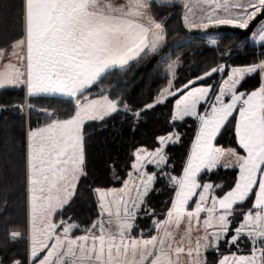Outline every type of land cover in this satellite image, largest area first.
<instances>
[{
	"label": "snow or ice",
	"instance_id": "snow-or-ice-1",
	"mask_svg": "<svg viewBox=\"0 0 264 264\" xmlns=\"http://www.w3.org/2000/svg\"><path fill=\"white\" fill-rule=\"evenodd\" d=\"M211 2L213 6L207 13V22H193L190 27L228 24L247 29L249 22L258 15L264 22V0ZM146 7L148 3L141 2L125 12L122 8L103 4L102 0H25L26 39L14 41L13 47L26 46L27 72L0 73V88L23 84L29 95L63 94L73 98L77 106L72 118L54 119L47 127L31 132L28 160L33 218L30 264H121L122 261L124 264H137L138 250L149 252V258H145L141 251L139 264H180L182 253L191 258L192 264H201V249L217 245L230 229L233 233L230 242L235 243L243 236L251 245L250 255L224 256L220 264H264V85L248 94L237 91L246 74L264 73V62L232 69V75L223 82V87L212 94L204 114L198 111V106L207 100L210 88L189 87L177 100L176 118L193 117L198 120L199 134L182 177H169L176 191L171 209L166 213L167 218L156 222L161 235L138 240L128 233L133 227L136 211L143 203V196L155 179L154 174L143 169L146 164H154L159 169L167 163L164 146L178 142V138L170 135L159 138L161 147L156 151H138L135 154L133 168L140 174L139 187L133 185L127 204L118 201L114 206L105 205L101 194L99 207L101 216L107 213L106 222L101 219L86 229L84 235L75 237L72 233L79 225L52 221L55 211L69 202L76 181L84 174L82 124L86 120L103 119L119 110V101L107 96L89 99L86 90L109 69L122 68L145 49L155 52L160 45V34L155 30H160L162 25L151 18L147 26L140 22L139 9ZM221 9L225 15H214ZM254 39L264 42V31ZM2 55L3 50H0ZM174 67V64L169 65V71L174 72ZM222 70L223 66L213 68L205 75ZM174 94L166 89L158 102ZM237 111L235 131L245 155L232 152L239 170L238 179L230 190L217 197L212 195L213 185H201L197 177L201 171L215 168L225 155L224 149L215 147L213 141ZM133 115L139 117L140 113ZM132 192L135 198H132ZM193 197L197 200L193 201ZM190 201L194 204L192 211L188 210ZM245 202L249 208L239 213L242 222L231 228L233 221L230 217L237 214L235 206ZM202 212L206 213L203 245L198 239L195 247L186 251L166 243L170 238L168 228L173 222L178 224L185 216L189 221L196 218L199 222ZM113 218L116 221L114 232L110 227ZM209 228L213 229L210 235L207 232ZM17 237L19 233H11V239ZM14 264L21 262L14 261Z\"/></svg>",
	"mask_w": 264,
	"mask_h": 264
},
{
	"label": "trees",
	"instance_id": "trees-1",
	"mask_svg": "<svg viewBox=\"0 0 264 264\" xmlns=\"http://www.w3.org/2000/svg\"><path fill=\"white\" fill-rule=\"evenodd\" d=\"M25 0H0V50H9L13 42L25 35ZM154 19L162 22L165 39L154 53L145 52L123 68H113L86 90L88 98L107 96L119 101V110L103 119L87 121L83 127L84 174L79 177L71 200L60 210L54 220L75 222L77 236L85 233L100 217L97 189L120 187L127 178L134 161V151L139 147L154 150L158 138L176 132L178 142L168 144L167 163L157 169L148 166L155 174L152 189L137 212L131 233L150 236L154 220H164L171 209L176 188L169 177L180 178L199 128L193 117L174 119L176 101L189 89L199 85H215L224 78L231 67H245L264 62V44L255 46L250 40L258 17L243 30L237 27L217 28V45L208 43L205 35L189 30L183 22V5L151 2ZM176 63L173 76V93L158 102L159 93L170 81L166 67ZM222 71L205 75L213 68ZM261 72L247 75L238 91L248 94L262 86ZM222 76V77H221ZM188 86V87H186ZM180 90V91H177ZM152 105V107H147ZM126 106V108H125ZM205 109L201 105L200 113ZM77 110L70 97L37 94L27 95L24 85L0 89V264H29L27 131L40 128L55 120L69 119ZM139 112V117L133 113ZM238 111L234 112L215 139V144L234 147L240 152L236 124ZM237 167L219 165L204 171L198 177L201 185L211 182L212 195L219 197L230 190L238 179ZM194 204L191 203L190 206ZM237 214L230 217L231 228L242 222L240 212L249 208L248 202L235 206ZM19 237L11 239V233ZM231 229L217 247L205 253V264H218L219 259L231 253L249 254L251 245L243 236L229 244Z\"/></svg>",
	"mask_w": 264,
	"mask_h": 264
},
{
	"label": "rangeland",
	"instance_id": "rangeland-1",
	"mask_svg": "<svg viewBox=\"0 0 264 264\" xmlns=\"http://www.w3.org/2000/svg\"><path fill=\"white\" fill-rule=\"evenodd\" d=\"M155 1L156 3L158 4H162V5H171L173 3H176V2H180L182 5H183V11H182V16H183V22H184V25L187 27V29L189 30H197V31H200L202 32L208 43L211 44V45H214L216 46L217 45V28L219 27H234L233 25H228V24H209V26L207 28H200V27H190L189 25L193 22L195 23H201V22H207L206 21V16H207V13L211 10V6L212 5V2L211 0H168V2H162V0H112V5L114 7H119V8H122L125 12H127L128 10L132 9V6L134 4H139L141 2H147L148 3V7L146 8H141L139 9V13H140V22H143L145 23V25L147 26L148 24V20L149 18H151V20H154L155 22L157 23H160L162 25V28L160 30H155V31H158L159 34H160V45L158 46L157 50L162 46L163 42H164V39H165V28L162 24V22L154 19L153 15H152V10H151V2ZM216 3L217 4H223L224 3V0H216ZM187 5V7H186ZM232 11H238V9H232ZM214 15H220V16H223L225 15V12L223 11V9H221L219 12L217 13H214ZM187 16V20L185 19V17ZM260 17L259 15L253 19L252 21L249 22V26L248 28L251 26V24H253L256 19ZM247 28V29H248ZM243 30H246V29H243ZM261 31H264V22H261V20L256 24V26H254V30L252 31V33L250 34V40L252 42V44L254 45L255 43H260L257 39H254V36H258V34L261 32ZM23 39H26V28H25V35H24V38ZM215 41V43H211V41ZM156 50V51H157ZM155 51V52H156ZM145 52H148V53H154V52H151L149 51L148 49H145L144 52H142L140 55H142L143 53ZM26 56H27V49H26V46H16L14 47L10 53H6L4 55V59H2L0 61V65L3 63V66L0 67V73H4V72H24L26 73L27 72V60H26ZM138 58V57H137ZM136 58V59H137ZM136 59H133V60H130L129 62L131 61H134ZM9 62V64L11 65L10 68H8L7 66V62ZM128 62V63H129ZM127 63V64H128ZM126 64V65H127ZM171 64H174L175 67H174V72H175V68H176V63H171ZM170 64V65H171ZM125 65V66H126ZM124 66V67H125ZM224 67V66H223ZM121 68V67H119ZM123 68V67H122ZM225 68V67H224ZM245 67H240V66H236V67H231L228 71V74L224 77V78H221V80L215 84V85H209V86H206V85H199V86H194V87H191L192 89H195L197 87H208L210 88V92L208 94V98L206 101L204 102H201L200 105L198 106V111L200 112V107L201 105L205 104V109H207L208 107V102L211 101V96L213 93H217L218 92V89L223 87V82L225 80H227L231 75H232V69H243ZM166 71L170 74L171 78H170V81L168 83V85L166 87H164L161 92L159 93V97H160V94L162 92H164V90L166 89H169L171 92H174L173 91V76H174V72L173 71H169V65L166 67ZM262 74V73H261ZM248 74L245 75V77L247 76ZM263 76L264 74L261 75V78H262V83H263ZM222 77V76H221ZM244 77V78H245ZM23 78V77H22ZM243 78V79H244ZM23 84H19V85H15V86H7V87H19ZM239 86V85H238ZM238 86H237V89H238ZM25 89H26V86L24 85ZM1 89V88H0ZM189 90V89H188ZM187 90V91H188ZM186 91V92H187ZM238 91V90H237ZM26 92H27V89H26ZM185 92V93H186ZM240 92V91H238ZM243 93V92H241ZM41 94H50V93H41ZM27 95H29L27 93ZM59 95H63V94H59ZM66 96V95H64ZM170 96V95H168ZM167 96V97H168ZM183 96V95H182ZM182 96L180 98H182ZM102 97L104 96H98V97H94V98H89V99H101ZM159 99V98H158ZM226 102H227V97L225 98ZM205 109L204 111L201 113V114H204L205 112ZM106 116V115H105ZM72 118V117H71ZM185 118V117H184ZM70 119V118H69ZM87 121H90V120H86L84 121V123L82 124L81 126V137H82V149H83V159H84V146H83V127L85 125V123ZM49 124L45 125V126H42L40 128H36V129H33V130H28L27 131V138H26V150H27V178L29 176V164H28V160H29V156H30V150H31V132L33 131H37L41 128H45L47 127ZM223 128V127H222ZM221 128V129H222ZM199 134V129H198V132H197V135ZM219 134V133H218ZM217 134V136H218ZM173 136L174 138H178L179 140V137L180 135L176 132H172V133H169L165 136ZM165 136H160L159 138L161 137H165ZM216 136V137H217ZM159 138H158V141H159ZM216 139V138H215ZM215 141V140H214ZM213 141V144L215 147L217 148H222L224 149V152H225V155L222 157L220 163L215 167L213 168L212 170L216 169L219 165H223V166H231V167H237V164H236V157L232 155V152H235L236 155H245L244 151L240 152L239 150H237L236 148L234 147H223V146H220V145H216ZM176 143V142H175ZM168 144H172V143H168ZM167 144V145H168ZM166 145V146H167ZM194 145V144H193ZM166 146H164L163 148V151L164 153L166 154L165 152V149H166ZM161 146L159 145L158 148L154 149V150H149L145 147H139L138 149H136L134 151V157H135V154L138 152V151H143V152H154L156 151L157 149H159ZM192 151V149H191ZM190 156H191V152H190ZM168 157V155L166 154V158ZM136 163V157L134 158V161L132 163V167L128 173V176L127 178L123 181L122 185L120 187H114V188H107V189H97L95 191V195L97 197V201L98 203L100 204L101 202V194H103V203L105 205H115L118 201L121 202L122 204H127L130 200V190L133 188V185L135 184V186L139 187V183H138V177L140 176V174L133 168V165ZM83 165H84V162H83ZM148 166H154L155 168H157L156 165L154 164H146L145 168L143 169L144 172L148 173V174H154V173H149L147 168ZM83 167V166H82ZM238 168V167H237ZM158 169V168H157ZM210 170V171H212ZM204 171H207V170H203L201 171V173H203ZM83 172H84V167H83ZM200 173V174H201ZM199 174V176H200ZM155 175V174H154ZM81 176V175H80ZM79 176V177H80ZM198 176V177H199ZM197 177V179H198ZM79 179V178H78ZM155 181V179H154ZM154 181L152 182L150 188H149V191L152 189V186L154 184ZM199 182V181H198ZM212 184L211 182H206L205 184ZM76 184H77V181H76ZM76 184H75V187H76ZM31 186L28 182V222H29V233H28V238H29V249H30V244H31V237H32V228H33V218H32V201H31ZM127 189V190H126ZM75 190V189H74ZM149 191L147 192V194L149 193ZM146 194V195H147ZM146 195L143 196V202L145 200V197ZM73 196V195H72ZM71 196V198H72ZM131 196L132 198H135V193L132 192L131 193ZM70 198V200H71ZM69 200V201H70ZM193 201H196L197 200V197H193L192 198ZM211 200V196L209 197V201ZM192 202L190 201L189 202V205H188V210L189 211H192L194 210V205L193 206H190ZM66 205V204H65ZM64 205V206H65ZM142 205V204H141ZM141 205L139 207V209L136 211V214L137 212L140 210L141 208ZM63 206V207H64ZM210 206V204H209ZM62 207V208H63ZM129 207H131V205H129ZM62 208L58 209L55 211L54 215L52 216V221L53 222H56L54 220V216L55 214L60 211ZM100 209V207H99ZM113 211L115 212V207H113ZM100 213H101V209H100ZM136 214H135V217H136ZM167 218V217H166ZM165 218V219H166ZM103 219L105 222L107 221V213H104L103 216H101L100 214V217L95 221H99ZM204 219H206V213L202 212L200 214V217H199V222H197V219L196 218H193L191 221H189V219L185 216L178 224L176 222H173L172 225L169 226L168 228V232H169V240L166 242V243H169L172 245L173 248L175 247H181V248H184L186 251L188 250V248H194L195 247V244H196V241L199 239V242L201 245H203L205 243L204 239L202 238L204 235H205V227H204ZM135 220V219H134ZM60 221H64L63 219L60 220ZM59 221V222H60ZM158 220H154L153 222V233L150 235V236H143V235H140V236H134L132 235L131 233V230L130 232L128 233V235H130L132 238L134 239H138V240H144V239H151L152 237H158L159 235H161V233H158L157 229H156V222ZM163 220H161L162 222ZM59 222H56V223H59ZM67 222V221H66ZM94 222V223H95ZM67 223H70V222H67ZM71 223H75V222H71ZM115 218H113V224L110 226L111 227V231H115ZM134 223V221H133ZM38 224V222H37ZM76 225H78L77 223H75ZM106 227H108V225L106 224ZM59 231V229H58ZM213 231L212 228H209L207 230L208 234L210 235L211 232ZM85 233L83 234H80V235H84ZM73 235V233H72ZM80 235H77L75 237H78ZM74 236V235H73ZM225 237H222L220 241L224 240ZM189 241H191V244H189ZM218 242V244H219ZM215 245V246H212V247H209V248H213V247H217L218 246ZM229 244H232L230 242V239H229ZM208 248V249H209ZM207 249V250H208ZM207 250H204V249H201V256H200V260H201V264H205V253ZM141 251L142 250H138L137 252V255H136V261H137V264H139V261H140V254H141ZM41 256L44 255L43 252L40 253ZM142 255L145 257V258H149V252L148 251H142ZM242 255H250L249 254H237V253H231V254H226L224 256H229V257H232V256H242ZM222 256L219 261H218V264H220V261L223 259ZM131 258V257H130ZM173 259H176L175 255H173ZM180 264H192V261H191V258L186 256L185 254H181L180 255ZM14 264V263H13ZM29 264H30V256H29ZM121 264H124V262L122 261Z\"/></svg>",
	"mask_w": 264,
	"mask_h": 264
},
{
	"label": "crops",
	"instance_id": "crops-1",
	"mask_svg": "<svg viewBox=\"0 0 264 264\" xmlns=\"http://www.w3.org/2000/svg\"><path fill=\"white\" fill-rule=\"evenodd\" d=\"M102 3L103 4H105V5H108V4H111L112 5V0H102ZM262 44H264V42H260V43H255L254 45L255 46H259V45H262ZM14 47L12 46L9 50H3V55L2 56H0V61L2 60V59H4L5 57H4V55L6 54V53H10V51L13 49ZM7 62V61H6ZM1 66H3V63L0 65V67ZM7 66H8V68H10V64H9V62H7ZM245 67H247V66H245ZM253 74V73H252ZM262 74H264V73H262ZM248 75H250V74H248ZM245 77V76H244ZM243 80V79H242ZM241 80V81H242ZM241 81L239 82V84L241 83ZM238 84V85H239ZM262 85H264V76H263V84ZM17 87V86H16ZM260 88V87H259ZM258 88V89H259ZM258 89H256V90H258ZM50 95H59V94H50ZM59 96H61V95H59ZM62 96H64V95H62ZM65 97H68V96H65ZM177 102V101H176ZM176 104V103H175ZM173 117H174V119H176V120H178L177 118H176V109H175V107H174V114H173ZM199 129V128H198ZM198 132V131H197ZM196 136H197V134H196ZM196 136H195V139H196ZM195 139H194V142H193V144L195 143ZM214 143H215V141H214ZM192 147H193V145H192ZM192 149V148H191ZM191 152V151H190ZM190 158V153H189V156H188V159ZM188 159H187V161H188ZM187 161H186V164H185V167H186V165H187ZM183 175V174H182ZM182 177V176H181ZM173 202H174V200H173Z\"/></svg>",
	"mask_w": 264,
	"mask_h": 264
}]
</instances>
